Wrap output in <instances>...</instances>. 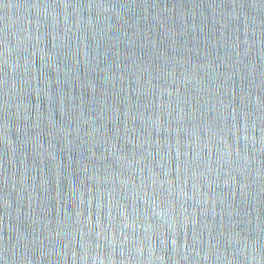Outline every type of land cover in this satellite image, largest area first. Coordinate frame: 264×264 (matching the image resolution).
Returning a JSON list of instances; mask_svg holds the SVG:
<instances>
[{"label":"water","instance_id":"95a60500","mask_svg":"<svg viewBox=\"0 0 264 264\" xmlns=\"http://www.w3.org/2000/svg\"><path fill=\"white\" fill-rule=\"evenodd\" d=\"M0 264H264V0H0Z\"/></svg>","mask_w":264,"mask_h":264}]
</instances>
